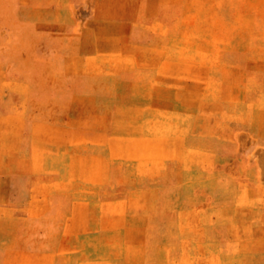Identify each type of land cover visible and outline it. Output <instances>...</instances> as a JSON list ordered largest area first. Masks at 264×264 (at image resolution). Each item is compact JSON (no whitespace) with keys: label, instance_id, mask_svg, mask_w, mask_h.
Listing matches in <instances>:
<instances>
[{"label":"rangeland","instance_id":"obj_1","mask_svg":"<svg viewBox=\"0 0 264 264\" xmlns=\"http://www.w3.org/2000/svg\"><path fill=\"white\" fill-rule=\"evenodd\" d=\"M139 166L201 185L129 211ZM0 264H264V0H0Z\"/></svg>","mask_w":264,"mask_h":264},{"label":"crops","instance_id":"obj_2","mask_svg":"<svg viewBox=\"0 0 264 264\" xmlns=\"http://www.w3.org/2000/svg\"><path fill=\"white\" fill-rule=\"evenodd\" d=\"M152 68H140L138 72H133L132 74L134 76L131 77L130 81L132 89H130V95L131 99H128L127 95H123V98H126L123 106H129V100H130V107L132 108L133 114L135 113L133 123H160V122H167L169 121L166 119V116L170 115L172 112L171 106L167 104L166 100V92L164 86L157 84L158 80V73L152 72ZM193 108H196L194 104L191 105ZM183 108L185 110H183ZM176 109L180 111L182 114H188L187 107H185L183 104L181 106H176ZM175 109V110H176ZM143 132H138L139 134ZM149 133V137H153L152 134ZM175 168L171 169H164L163 171L165 173L156 174V172H147L142 173L144 170L139 169L137 173V184L135 190L131 191V195H134L136 197L131 198L130 200H126L127 202L133 203V207L129 208V211L137 212L140 210H152V205H154L158 201V198L156 196L157 193H155V188H161V187H177V186H200L198 182V178H191L188 179L187 172L183 168L176 167V171H180L181 175L179 177H176L175 179L169 178V175H166V172H170ZM54 173H56L57 169L53 170ZM135 171V170H134ZM150 171V170H149ZM58 173V171H57ZM159 173V172H158ZM177 173V172H176ZM194 177V175H191ZM196 177V176H195ZM63 182L60 179H52L50 186L52 187H61V182ZM191 181V182H188ZM69 180H67V183ZM70 185V184H68ZM122 192V191H121ZM59 189L55 191V195H53L52 200L58 201L59 197ZM123 193V192H122ZM126 195V192H124ZM143 195V196H142ZM123 201V200H122ZM163 201V200H161ZM164 201L165 203H174L173 199L170 200L169 197H167ZM193 201L196 202L194 199ZM188 202V201H185ZM140 204H144L143 206H140ZM181 211L184 209L183 207H180ZM125 217H127L125 215ZM130 218H139L138 214H131L129 216ZM141 217V216H140ZM174 217V216H173ZM182 217V216H180Z\"/></svg>","mask_w":264,"mask_h":264}]
</instances>
